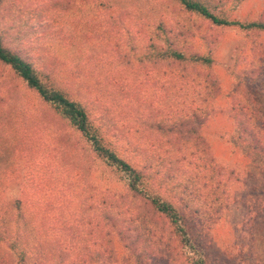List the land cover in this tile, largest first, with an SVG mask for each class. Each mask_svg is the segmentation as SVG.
Listing matches in <instances>:
<instances>
[{
    "label": "rangeland",
    "instance_id": "rangeland-1",
    "mask_svg": "<svg viewBox=\"0 0 264 264\" xmlns=\"http://www.w3.org/2000/svg\"><path fill=\"white\" fill-rule=\"evenodd\" d=\"M87 1L92 0H4L0 4V33L7 45L35 60L40 68H50L69 96L83 102L94 123L101 125L108 145L139 165L146 154L158 159L167 156L165 151L173 147L152 130L149 121L201 105L199 92L203 95L205 89L209 90L203 81L208 79L207 73L215 76L220 91L210 102L214 112L201 132L214 165L228 178L230 198L211 226L210 235H200L199 239L207 264H264L263 170L230 140L234 129L231 109L237 98L232 93L236 74L251 63L258 64V53L264 51V35L248 34L238 27L211 26L184 11L174 0H104L111 5L108 9L106 5H94L102 0ZM224 14L241 21L264 18V0H229ZM161 19L188 28L192 50L211 51L215 59L212 68L191 71L190 77L202 85L190 84L176 66L171 70L160 61L153 67V53L161 49L162 40L156 38L159 45L155 49L149 44ZM261 44L263 50L258 47ZM252 81L253 97L264 112V75ZM12 86L17 87L22 105L32 110L40 107L33 92L14 77L8 65L0 62V95H6ZM22 112L35 118V112ZM52 122L51 128L36 125L28 133L33 138L28 143L29 153L9 156L11 166L0 198L11 202L23 195L28 200L29 218L46 213L48 200H68L62 210L73 219L82 212L91 214L88 208L92 196L102 201L112 195L116 203L123 201L127 193L125 181L90 153L83 138L65 119L53 116ZM60 140L69 148H60ZM184 145V149H194L190 142ZM186 152L190 155V150ZM196 164H184L183 168L202 172V166ZM180 189L156 191L180 205ZM160 229L159 232L164 230ZM58 233L55 231V236ZM112 235L113 260L95 264H136L115 230ZM162 235L166 237L165 232ZM166 244L164 241L162 246ZM76 245L72 258H79L82 252L80 244ZM171 245L175 250L170 264H186L176 252L177 241ZM154 264H167V259Z\"/></svg>",
    "mask_w": 264,
    "mask_h": 264
},
{
    "label": "trees",
    "instance_id": "trees-1",
    "mask_svg": "<svg viewBox=\"0 0 264 264\" xmlns=\"http://www.w3.org/2000/svg\"><path fill=\"white\" fill-rule=\"evenodd\" d=\"M3 1L0 0V4ZM174 1L184 11L201 17L211 26L238 27L248 34L264 35V18L241 21L226 16L224 7L229 0ZM236 1L240 3L243 0ZM94 5H106L107 9L111 6L104 0L96 1ZM174 25L166 19L156 24L157 31L149 47L157 48L156 38L162 40V47L153 53V67L156 68L160 61L168 64L171 70L176 66L190 84L202 85V82L195 81L197 78L190 77L191 71H206L212 68L215 59L211 51L200 53L192 50L187 39L191 31ZM258 47L263 50L262 44ZM258 55V64L251 63L236 74L232 93L237 98L231 109L234 129L230 140L253 165L263 170L264 185V112L256 103L252 89V80L264 75V51ZM0 62L9 66L14 77L33 92L40 105L33 110L22 105L16 86L7 90L6 95H0V193L4 191V178L11 166L9 156L29 153L28 143L33 138L28 133L36 125L43 129L54 126L53 116L65 119L83 138L90 153L117 173L127 188L123 201L119 203L112 195H107L102 201L92 196L88 208L92 210L91 214L82 212L75 219L62 210L68 203L65 199L56 203L46 201L47 212L36 213L37 216L29 218L26 211L28 200L23 195L11 202L0 198V264H95L104 259L112 261L115 255L113 230L124 241L129 257L136 264H154L160 259H167V264H170L175 250L171 245L173 240L178 244L177 254L184 258L186 264H207L199 236L210 235L211 226L220 218L230 198L228 178L220 167L214 165L210 147L201 132L214 112L210 102L220 91L215 76L207 73L208 79L203 81L209 90L205 89L203 95L199 92L201 105L149 121L152 130L173 147L165 151L167 156H159L160 162L155 159L156 155L146 154L144 162L139 165L108 145L101 125L94 123L83 102L69 96L65 87L52 76L50 68H40L35 60L7 45L1 33ZM24 110L35 112V118L25 116ZM184 142L192 143L194 149H184ZM68 145L59 141L62 149H68ZM187 150H190V155H187ZM194 162L198 167L202 166V172L201 169L189 171L183 168L184 164ZM200 179L205 181L201 183ZM176 187L181 188L180 205L156 191ZM115 204L118 205L114 209ZM55 209H58L56 213ZM158 222L162 224L158 226ZM160 226L164 228L162 232H159ZM57 230L59 233L55 236ZM164 232L166 237L162 235ZM164 241L167 244L163 247ZM76 244H80L82 252L79 258H72L71 252L77 248Z\"/></svg>",
    "mask_w": 264,
    "mask_h": 264
}]
</instances>
